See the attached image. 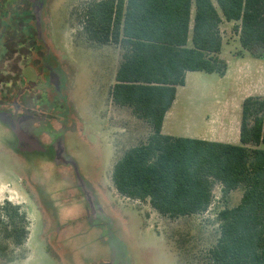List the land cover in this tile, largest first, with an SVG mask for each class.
<instances>
[{
  "label": "rangeland",
  "instance_id": "1",
  "mask_svg": "<svg viewBox=\"0 0 264 264\" xmlns=\"http://www.w3.org/2000/svg\"><path fill=\"white\" fill-rule=\"evenodd\" d=\"M95 1L0 0V206H19L30 234L15 247L0 227V264H211L219 211L239 205V190L205 213L171 218L114 186L116 162L153 130L112 101L123 49L83 31ZM238 24L221 25L223 56L250 60L264 75V59L242 48ZM200 76L186 88L177 131L199 133L216 100L228 98L230 79ZM242 83L241 97H264L263 77Z\"/></svg>",
  "mask_w": 264,
  "mask_h": 264
},
{
  "label": "trees",
  "instance_id": "2",
  "mask_svg": "<svg viewBox=\"0 0 264 264\" xmlns=\"http://www.w3.org/2000/svg\"><path fill=\"white\" fill-rule=\"evenodd\" d=\"M84 17L89 40L123 49L113 103L131 108L153 130L114 165L116 190L149 199L171 218L207 212L216 183L223 198L239 190V205L219 211L211 264H264V97L250 96L242 104L241 145L162 133L187 72L228 73L220 57L224 21L239 23L242 48L264 59V0H101L89 4ZM0 227L1 237L15 247L30 235L26 215L10 202L0 206Z\"/></svg>",
  "mask_w": 264,
  "mask_h": 264
},
{
  "label": "crops",
  "instance_id": "3",
  "mask_svg": "<svg viewBox=\"0 0 264 264\" xmlns=\"http://www.w3.org/2000/svg\"><path fill=\"white\" fill-rule=\"evenodd\" d=\"M220 57L228 63V73L221 77L219 76L218 83H223L230 79V90L225 91L219 89L218 93L225 91V95L228 98L222 100H216V106L210 109L208 115L203 117V128L202 131L193 132L192 130L183 129L178 130L175 128L176 115L183 111L185 104L188 100L189 91L186 89L188 85L194 84L197 80L201 79L202 72H187L186 74V85L183 87H178L177 96L173 103L172 108L167 112L165 120L163 123L162 133L167 136L172 137H183V138H193L200 139L210 142H218L232 145H241L240 139V128H241V115H242V104L244 100L250 96H261L256 91L253 94L242 96V80L247 74H252L254 77V83L260 85L261 78L264 75L258 69L252 71V63L250 60H227L223 56V49ZM123 60V58H122ZM119 68V67H118ZM258 68V64H257ZM118 70V69H117ZM117 73V71H116ZM181 132V133H178ZM176 134H181L177 136ZM264 149V145L261 146ZM215 191H213L214 200L222 198L223 187L220 183L215 186ZM212 203V205H213ZM211 205V206H212Z\"/></svg>",
  "mask_w": 264,
  "mask_h": 264
}]
</instances>
